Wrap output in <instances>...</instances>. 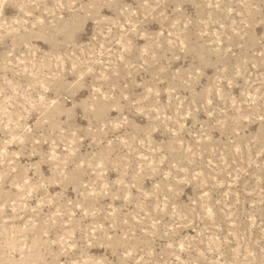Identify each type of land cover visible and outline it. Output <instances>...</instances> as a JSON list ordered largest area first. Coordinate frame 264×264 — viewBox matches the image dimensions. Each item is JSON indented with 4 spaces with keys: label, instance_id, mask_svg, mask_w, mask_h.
<instances>
[{
    "label": "rangeland",
    "instance_id": "rangeland-1",
    "mask_svg": "<svg viewBox=\"0 0 264 264\" xmlns=\"http://www.w3.org/2000/svg\"><path fill=\"white\" fill-rule=\"evenodd\" d=\"M0 264H264V0H0Z\"/></svg>",
    "mask_w": 264,
    "mask_h": 264
}]
</instances>
